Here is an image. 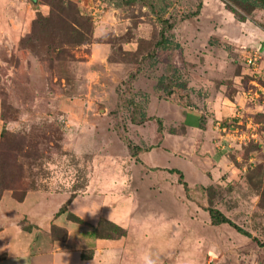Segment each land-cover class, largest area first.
I'll return each instance as SVG.
<instances>
[{
    "label": "rangeland",
    "instance_id": "374dc122",
    "mask_svg": "<svg viewBox=\"0 0 264 264\" xmlns=\"http://www.w3.org/2000/svg\"><path fill=\"white\" fill-rule=\"evenodd\" d=\"M163 20L180 47L150 58ZM247 23L264 30V10L242 22L222 0H0V142L6 129L40 158L14 169L37 190L0 204L3 264H140L142 250L155 264H264V125L247 126L264 81L247 67ZM133 102L155 120L133 124ZM210 207L252 238L212 225Z\"/></svg>",
    "mask_w": 264,
    "mask_h": 264
},
{
    "label": "trees",
    "instance_id": "16d2710c",
    "mask_svg": "<svg viewBox=\"0 0 264 264\" xmlns=\"http://www.w3.org/2000/svg\"><path fill=\"white\" fill-rule=\"evenodd\" d=\"M225 4L226 9L231 12L238 20L244 22L249 20V17L255 13L258 10H264V0H222ZM200 11L199 10L187 15V18H192L198 15ZM81 17L79 12H76V14ZM163 29L160 32L158 40L154 44V50L153 53L149 55L150 58H152L155 55V50H176L179 49L180 45L175 43L172 39H170L167 35L168 31H172L175 28V25L173 23H170L168 20H163ZM77 24V23H75ZM74 24V25H75ZM78 25V24H77ZM84 26V25H83ZM176 74H179L175 70ZM164 83V79H160L157 85L158 90L164 91L165 89L162 87V84ZM181 83V82H180ZM181 88L186 90L187 85L185 83L180 84ZM173 91L169 90L166 93V96H172ZM133 104V110L131 114V120L132 123L135 125H142L148 121L155 120L154 117H148L143 108H141L138 104ZM254 120L256 122H263L264 121V113L253 115ZM157 123L159 125V132H161V121L159 119H156ZM6 136L10 137L12 136L11 133H9L8 130L2 129L1 131V142H0V204L3 201L4 194L6 192H11L13 199H15L18 203H23L25 199L27 198L28 194L30 192L37 190V183L33 180L28 181V177L24 176V173L17 174L14 173L15 167L19 168L21 171L23 170L24 162L27 160L32 161V166H34L35 162L39 161V157L35 154H31L28 151H25L23 147L17 145V142H12L10 144H6ZM16 140L15 138H13ZM129 150L132 154V156H137L139 148L132 147L131 144H129ZM30 154V155H29ZM171 174H177L179 176V182L185 187V190L188 191V185L184 181V174L176 169H171L169 171ZM212 189V188H210ZM210 221L212 225L214 226H222L227 225L231 228H233L236 232L239 234L252 238L250 233L242 229L240 226L235 224L232 220H230L228 217H226L220 210L210 207L207 210ZM67 213V217L70 221L76 222V223H82L83 220L76 216L75 214L68 212L66 207H62L59 212L56 214L57 217L64 215ZM105 221H101L100 224ZM99 228H97L94 231V235L99 239H109L110 236L105 235L102 236L99 234ZM259 246H261L264 249V243H261L257 239H254ZM93 259V256L86 257L84 254H81V260H91Z\"/></svg>",
    "mask_w": 264,
    "mask_h": 264
},
{
    "label": "crops",
    "instance_id": "0c3cea01",
    "mask_svg": "<svg viewBox=\"0 0 264 264\" xmlns=\"http://www.w3.org/2000/svg\"><path fill=\"white\" fill-rule=\"evenodd\" d=\"M251 45V49L248 51V52H251L252 50H258L260 49V53L262 55V59H263V67H264V30L261 29L260 27H253L252 25H249V23H247V47ZM250 70V69H249ZM251 71V70H250ZM251 76H255L252 74V71H251ZM256 77V76H255ZM258 77V76H257ZM250 83L252 82H256L254 81L253 79L249 80ZM256 85H258V83L256 82ZM262 94H264V88L262 89ZM247 103L248 102H251L252 100L254 99H258L261 97V92H248L247 90ZM250 95H253L255 98H251ZM258 102V101H257ZM249 112H255V114H263L264 113V102H261L259 101L254 108L250 107L248 108L247 107V126L248 127H251V130H250V133L256 131V128H261L262 125H264V123L262 122H256L254 120V117L250 114H248ZM219 125H222L221 123H217ZM256 133V132H255ZM28 197V196H27ZM25 203V201H24ZM102 258L103 257V254L102 252H98V254L96 255L95 258L91 259V260H85L87 261L88 263H94L97 261V258ZM80 261H83L81 260V257H79ZM5 259H2L0 260V263L3 264ZM84 261V262H85Z\"/></svg>",
    "mask_w": 264,
    "mask_h": 264
},
{
    "label": "built area",
    "instance_id": "2783aa9c",
    "mask_svg": "<svg viewBox=\"0 0 264 264\" xmlns=\"http://www.w3.org/2000/svg\"><path fill=\"white\" fill-rule=\"evenodd\" d=\"M263 59L262 55L260 53V49L258 50H252L251 52H248L247 55V67L252 71V74L255 76H258L264 81V67L262 65ZM251 98H255L253 95H250ZM226 128H223V131H225ZM237 130V129H236ZM235 130V131H236ZM250 138V135L247 134V139ZM254 138V136H253Z\"/></svg>",
    "mask_w": 264,
    "mask_h": 264
},
{
    "label": "clouds",
    "instance_id": "9594fccd",
    "mask_svg": "<svg viewBox=\"0 0 264 264\" xmlns=\"http://www.w3.org/2000/svg\"><path fill=\"white\" fill-rule=\"evenodd\" d=\"M138 259L140 261V264H155L154 260L147 253V251L142 250L141 252H139Z\"/></svg>",
    "mask_w": 264,
    "mask_h": 264
}]
</instances>
